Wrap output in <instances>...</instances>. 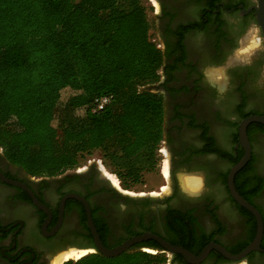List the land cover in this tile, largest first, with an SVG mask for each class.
<instances>
[{
	"label": "flooded vegetation",
	"instance_id": "1",
	"mask_svg": "<svg viewBox=\"0 0 264 264\" xmlns=\"http://www.w3.org/2000/svg\"><path fill=\"white\" fill-rule=\"evenodd\" d=\"M148 1L155 6L151 14L156 45L163 55L156 93L164 104L158 152L167 158L166 169L163 163L160 169L167 184H158L156 190L128 191L109 178L97 158L58 175H32L11 163L0 146V264H52L55 257L67 253H73L68 260L96 255L127 264L129 256L147 252L163 257L164 264H264V167L254 146L255 139L264 138L260 123L247 126L250 157L233 178L237 193L261 215L259 249L232 260L212 246L204 259L191 263L151 238L133 243L114 257L104 256L97 248L96 238L111 249L149 232L194 255L212 244L237 254L257 232L255 216L235 201L227 186L230 168L244 155L238 141L242 118L232 121L223 116L221 107L228 98L222 96L216 102L204 71L206 63L224 57L233 47L236 28L247 21L256 26L254 12H243L254 0ZM258 33L261 36L259 29ZM248 51L237 53L223 72L234 82L236 108L243 102L246 113L264 115L263 39L255 59L239 61L243 54L254 55ZM251 99L259 101L258 109H246ZM227 131L232 132L230 143ZM182 177L187 187L182 186ZM71 194L87 202L93 228L85 204Z\"/></svg>",
	"mask_w": 264,
	"mask_h": 264
},
{
	"label": "trees",
	"instance_id": "2",
	"mask_svg": "<svg viewBox=\"0 0 264 264\" xmlns=\"http://www.w3.org/2000/svg\"><path fill=\"white\" fill-rule=\"evenodd\" d=\"M150 28L142 0H0L5 157L54 176L99 150L125 188L141 182L157 167L164 124L161 94L141 89L160 80L163 66ZM64 90L71 93L62 99ZM102 96L109 103L93 111ZM243 106L241 118L252 114ZM164 262L150 253L127 258ZM63 264L118 263L88 255Z\"/></svg>",
	"mask_w": 264,
	"mask_h": 264
},
{
	"label": "rangeland",
	"instance_id": "3",
	"mask_svg": "<svg viewBox=\"0 0 264 264\" xmlns=\"http://www.w3.org/2000/svg\"><path fill=\"white\" fill-rule=\"evenodd\" d=\"M142 3L145 6V11H146L148 20L151 24V28L149 30L150 38L155 43H158L157 36H156L155 18L151 14V11L155 8V6L152 5L151 2H149L148 0H142ZM154 3L156 4V2H154ZM234 31H235V35L237 36V38H236V42L234 43L233 47L227 51V53L224 57L206 63L205 70H204L205 73L210 77V78H206V79L212 83L213 90H214L213 91V93H214L213 97H215L216 102L217 101H218V103L220 102V100L218 99L219 97L221 98L222 96H225L228 98V101L224 107H221L217 103L215 105H218L219 108L221 107L222 112H223V116L227 117L228 120H232V121L238 120L240 117L239 113H238L239 112L238 108H236V103L238 102L239 99L236 98L235 95H233L234 92H233L232 86L234 85V82H233L232 78H225L224 72L222 70H220L219 67L223 66L225 64V62H227L228 59L231 58L232 56H233L232 59H234L235 55L237 53L240 54L242 52V50L245 49L246 46H249V44L253 45L254 51L253 52L248 51V52H250V53L252 52V53H254V55L247 57V55H249L248 53L243 54L242 55L243 58L239 61L248 62V61H251L252 59H255V57L257 56L256 51H258L260 48H262V38H261L260 34L258 33V30H257L256 26L253 24V22H251V21L244 22L242 27H238V29L236 28V30H234ZM243 36H245V37L243 38ZM242 38H243V40H242L243 44L241 45L240 41ZM252 53H251V55H252ZM214 73L217 75H215ZM210 74H212V75H210ZM216 76H218V78ZM262 79L259 78L260 81ZM262 81H263L262 84H264V79ZM154 84H157V83H154ZM220 92H224V93L222 95H220ZM70 93H71L70 90L62 91V93H61L62 99H65ZM248 102H249L248 107H246V109L247 108H252V109L257 108L258 109V107H260L258 105L259 101H257V100L253 101L251 99ZM231 133H232L231 131H227V136H226L227 143H230V141H231V138H232ZM254 146H255L256 154H258L257 156H260L261 162L263 164L262 167H264V138H262L261 140L255 139L254 140ZM93 158H97L98 164L101 163V165H102L101 168L103 169L104 172L110 173L116 179L115 181L117 182V186H119L118 185V181H119L121 187L123 189L128 190V191H137V190L147 191V190H152V189L156 190V186L158 184H161V183L167 184L166 181L163 180V178L160 174V169H161L162 163H163V167H162L163 170H165L167 167V158L164 159L165 158L164 155L160 154L159 152H158L157 167L152 171L144 172L141 182L131 184L127 188H125L122 185V183L119 180V178L117 177V175L112 172L111 167L109 166L108 162L105 159H103V157L101 156V152L99 150H96V151L92 152L91 154L84 156L79 161V163H85V162H87L88 159L92 160ZM183 179L184 178L182 177L181 182L183 181ZM150 254H153V253H150ZM58 257H60V256H57L53 259L52 264L55 263V261L57 260ZM73 261H75V260H73Z\"/></svg>",
	"mask_w": 264,
	"mask_h": 264
},
{
	"label": "water",
	"instance_id": "4",
	"mask_svg": "<svg viewBox=\"0 0 264 264\" xmlns=\"http://www.w3.org/2000/svg\"><path fill=\"white\" fill-rule=\"evenodd\" d=\"M240 7L243 8V5H240ZM243 10H244L243 11L244 13H246V11H253L254 12L256 28H257V30L258 29L260 30L262 39L264 41V0H254V3L252 5H250L247 10H245V9H243ZM244 37L245 36H243V38ZM243 38L241 39V41L243 40ZM241 41H240V43H241ZM232 57L228 59V61L226 62L225 65L219 67L222 71H224L229 65H231L234 62L232 60ZM141 89L148 90L151 92L158 91L157 84H150V85H147L145 87H142ZM250 123H260V124L264 125V115L249 114V115L243 117L239 121V124H238V141L244 149V155L242 156V158L237 163H235V165H233L230 168V170L227 174V186H228V189H229L232 197L235 199V201L238 204H240L241 206H243V207L247 208L249 211H251L253 213V215L255 216L256 221H257L256 235H255L254 239L242 251H240L237 254H230V253L226 252L221 246L212 244V245L207 246L199 255H194V254L182 249L181 247H176V246H173V245L167 243L161 237L154 235L152 233H149V232H146V233H143V234H140L137 236H133L132 238L128 239L127 241H124L120 245H118L114 248H111V249L103 247L99 243V241H97V238L95 236L96 245H97L98 250L104 256L114 257V256H117V255L121 254L122 252H124L133 243L140 242L142 240H146V239L151 238V239L158 241L170 253H173V252L181 253L188 262L197 263V262L201 261L202 259H204V257L207 255L209 249L212 246L217 248L219 251H221L223 253V255H225V257L232 259V260H240L243 257H245L250 251L259 249V244H260L262 233H263V222H262L261 215L257 211V209H255L251 204H249L247 201H245L243 199V197H241L237 193V191L234 188V184H233V178H234L235 173L245 165V163L247 162V160L250 157V142L248 140L247 132H246L247 126ZM71 196H74V197L80 199L85 204L86 211H87L88 224L90 227L93 228L92 220H91V216H90V210L88 208L87 202L83 198H81L80 196L73 195V194H71ZM63 202H64V200L62 201V204H63Z\"/></svg>",
	"mask_w": 264,
	"mask_h": 264
},
{
	"label": "bare ground",
	"instance_id": "5",
	"mask_svg": "<svg viewBox=\"0 0 264 264\" xmlns=\"http://www.w3.org/2000/svg\"><path fill=\"white\" fill-rule=\"evenodd\" d=\"M243 44V42L241 41V45ZM255 46V45H254ZM253 48V45L252 44H249V46H246L245 47V49L244 50H242L243 52H246V51H248V50H250V49H252ZM233 60V59H232ZM221 70V69H220ZM213 72V71H212ZM215 74V73H214ZM210 75H212V74H210ZM215 75H217V74H215ZM217 78H218V76H216ZM214 78V77H213ZM107 173V172H106ZM107 175L109 176V178H111V180L113 181V182H115L116 183V185H117V182L115 181L116 179L110 174V173H107ZM181 184H182V186L183 187H187V183H186V179H183V181L181 182ZM82 255V253H80V254H77L76 255V258H79V256H81ZM73 256V253H67V254H65L64 256H60L59 258H57V260L55 261V263L54 264H62V262L63 261H65V260H68L69 258H71Z\"/></svg>",
	"mask_w": 264,
	"mask_h": 264
},
{
	"label": "built area",
	"instance_id": "6",
	"mask_svg": "<svg viewBox=\"0 0 264 264\" xmlns=\"http://www.w3.org/2000/svg\"><path fill=\"white\" fill-rule=\"evenodd\" d=\"M110 98V96H102L100 98L95 99V107L93 108V111L101 110L106 104L109 103Z\"/></svg>",
	"mask_w": 264,
	"mask_h": 264
}]
</instances>
